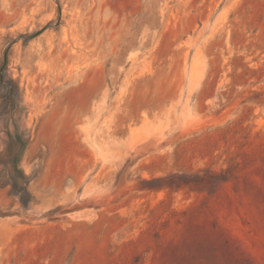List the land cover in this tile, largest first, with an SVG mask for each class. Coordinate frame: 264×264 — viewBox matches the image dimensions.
<instances>
[{
  "label": "rangeland",
  "instance_id": "obj_1",
  "mask_svg": "<svg viewBox=\"0 0 264 264\" xmlns=\"http://www.w3.org/2000/svg\"><path fill=\"white\" fill-rule=\"evenodd\" d=\"M0 72V264H264V0H0Z\"/></svg>",
  "mask_w": 264,
  "mask_h": 264
},
{
  "label": "trees",
  "instance_id": "obj_2",
  "mask_svg": "<svg viewBox=\"0 0 264 264\" xmlns=\"http://www.w3.org/2000/svg\"><path fill=\"white\" fill-rule=\"evenodd\" d=\"M1 79L2 73L0 72V80ZM14 93V88L8 89L6 95L4 96L5 103H7L5 104V106L8 105V108H6L7 112H4L5 108H1L2 111L0 112V117L6 115V124L4 127L5 135L8 139V145L6 150L0 153V166L6 168L8 184L13 188L12 192L14 193L16 191L15 193L27 196L28 192L26 189V185L29 182V178L24 174L23 170L20 168V162L27 146V140H24L22 135L16 129L13 131V133H11L8 129L7 124V122L13 118L14 110L16 107L14 105L13 100ZM202 176L207 177L208 180L206 181V183L209 185L208 187H212V190H210V192L216 190L222 183L230 179L228 171L226 170H221L218 173H212L206 170L200 174H172L170 176L154 180L153 182H164L165 185L169 186L174 185L175 183L184 186H199L204 183L201 179L203 178Z\"/></svg>",
  "mask_w": 264,
  "mask_h": 264
},
{
  "label": "water",
  "instance_id": "obj_3",
  "mask_svg": "<svg viewBox=\"0 0 264 264\" xmlns=\"http://www.w3.org/2000/svg\"><path fill=\"white\" fill-rule=\"evenodd\" d=\"M13 42H14V41H11V42H10V44H9L8 48L6 49V51H5V53H4V64H3V66H2V67H4V66H5V64H6V59H7V52H8V50H9L10 46L13 44Z\"/></svg>",
  "mask_w": 264,
  "mask_h": 264
}]
</instances>
